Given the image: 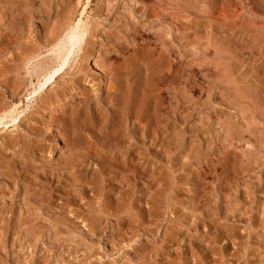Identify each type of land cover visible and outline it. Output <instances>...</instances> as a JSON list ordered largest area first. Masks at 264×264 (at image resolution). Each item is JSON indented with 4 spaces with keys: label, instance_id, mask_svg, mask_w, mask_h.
Instances as JSON below:
<instances>
[{
    "label": "rangeland",
    "instance_id": "rangeland-1",
    "mask_svg": "<svg viewBox=\"0 0 264 264\" xmlns=\"http://www.w3.org/2000/svg\"><path fill=\"white\" fill-rule=\"evenodd\" d=\"M86 1L0 0V264H264V0Z\"/></svg>",
    "mask_w": 264,
    "mask_h": 264
},
{
    "label": "bare ground",
    "instance_id": "bare-ground-1",
    "mask_svg": "<svg viewBox=\"0 0 264 264\" xmlns=\"http://www.w3.org/2000/svg\"><path fill=\"white\" fill-rule=\"evenodd\" d=\"M90 0H87L86 1V4H89L88 2H89ZM86 6V5H85ZM85 6L83 7V10H82V13L81 14H83L84 13V10H86L85 9ZM82 7V6H81ZM86 14V13H85ZM87 16V15H86ZM86 16H85V18H86ZM88 17V16H87ZM86 21V20H85ZM88 24H89V22H88ZM67 27H68V25H67ZM66 27V28H67ZM87 27H88V25H87ZM86 27V28H87ZM65 28V29H66ZM64 31H66V30H64ZM85 33H86V30H85V22L82 20V19H80L79 18V20L74 24V25H72V26H70L68 29H67V31L65 32V34H64V36H63V34H62V40H61V42L60 43H58V44H56V45H58V46H60L61 45V43L63 44L61 47V49H62V51H61V54H60V56H59V64H57L54 68H52V69H50L48 72H46V74L44 75V77H43V75H42V81L44 80V82H46V81H49L50 79H52V77L58 72V71H60V69H62V67L67 63V61H68V59H69V57H70V55H71V53H72V49L75 47V45L78 43V42H80L82 39H83V37H84V35H85ZM59 39V38H58ZM55 47V46H54ZM56 48H57V46H56ZM60 48V47H59ZM59 48H58V50H59ZM81 48V47H80ZM52 49V48H51ZM57 50V51H58ZM53 51V50H52ZM59 53V52H58ZM79 53V52H78ZM59 55V54H58ZM76 59V58H75ZM41 83V82H40ZM43 84H38V86L36 87L37 88V90H39V89H41V87H43L42 86ZM35 87V86H34ZM120 85H118V86H116V92L117 91H119L120 90ZM131 89H133L129 94H128V98H127V100H125V102H124V104H123V108L124 109H127V111L129 112V115H132V113L134 114L133 116L135 117L134 119L136 120L137 119V103H136V98H137V91L138 90H136V88H132L131 87ZM123 90H124V88H123ZM122 90V91H123ZM35 92H37V91H35ZM41 92V91H40ZM121 92V91H120ZM119 92V93H120ZM127 92H129V90H127ZM34 93V92H33ZM118 93V96H120V94ZM125 93H126V91H125ZM124 93V94H125ZM117 96V97H118ZM124 96V95H123ZM126 96V95H125ZM121 97V96H120ZM124 98V97H123ZM124 99H126V98H124ZM120 100V102H122L123 101V99L121 100V99H119ZM119 102V103H120ZM122 104V103H121ZM120 106H122V105H120ZM28 108V107H27ZM5 111H7V110H5ZM118 112H119V110H118ZM123 112V111H122ZM3 115L0 117V123H3V120H5V119H9L10 121H14L15 119H16V117H17V115L19 114L18 112H17V107H12V109L11 110H8L7 112H4V113H2ZM134 124H135V122H134ZM136 125V124H135ZM5 126H7V125H5ZM137 127V126H136ZM64 139V138H63ZM65 142V141H64ZM66 144V143H65ZM68 144V143H67ZM70 146V145H69ZM75 156H77V155H75ZM78 156H80V155H78ZM74 158V157H73ZM72 158V159H73ZM67 159H69V158H67ZM77 159V158H76ZM75 159H73V161H74ZM78 160H82V159H78ZM82 161H84V160H82ZM67 162V161H66ZM86 162V161H85ZM74 163V162H73ZM72 163V160L70 161V164H73ZM67 164V163H66ZM75 165H76V163H74ZM67 167V166H66ZM71 169V168H70Z\"/></svg>",
    "mask_w": 264,
    "mask_h": 264
}]
</instances>
